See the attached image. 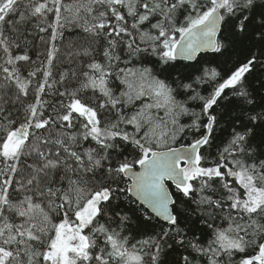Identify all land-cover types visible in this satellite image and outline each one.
Listing matches in <instances>:
<instances>
[{
  "label": "snow or ice",
  "instance_id": "snow-or-ice-1",
  "mask_svg": "<svg viewBox=\"0 0 264 264\" xmlns=\"http://www.w3.org/2000/svg\"><path fill=\"white\" fill-rule=\"evenodd\" d=\"M0 264H264V0H0Z\"/></svg>",
  "mask_w": 264,
  "mask_h": 264
}]
</instances>
